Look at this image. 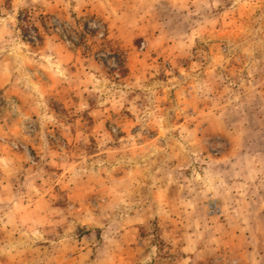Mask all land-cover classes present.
Listing matches in <instances>:
<instances>
[{
    "label": "rangeland",
    "instance_id": "374dc122",
    "mask_svg": "<svg viewBox=\"0 0 264 264\" xmlns=\"http://www.w3.org/2000/svg\"><path fill=\"white\" fill-rule=\"evenodd\" d=\"M0 264H264V0H0Z\"/></svg>",
    "mask_w": 264,
    "mask_h": 264
}]
</instances>
